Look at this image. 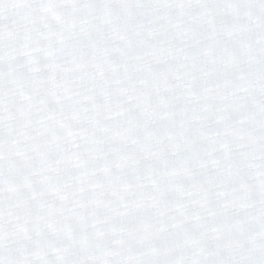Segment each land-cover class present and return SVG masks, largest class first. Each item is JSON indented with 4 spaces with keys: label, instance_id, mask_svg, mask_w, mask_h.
<instances>
[{
    "label": "snow or ice",
    "instance_id": "obj_1",
    "mask_svg": "<svg viewBox=\"0 0 264 264\" xmlns=\"http://www.w3.org/2000/svg\"><path fill=\"white\" fill-rule=\"evenodd\" d=\"M0 264H264V0H0Z\"/></svg>",
    "mask_w": 264,
    "mask_h": 264
}]
</instances>
